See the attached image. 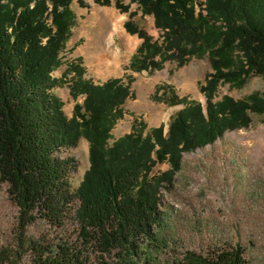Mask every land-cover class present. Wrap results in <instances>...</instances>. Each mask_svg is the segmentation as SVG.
Listing matches in <instances>:
<instances>
[{
  "label": "trees",
  "instance_id": "1",
  "mask_svg": "<svg viewBox=\"0 0 264 264\" xmlns=\"http://www.w3.org/2000/svg\"><path fill=\"white\" fill-rule=\"evenodd\" d=\"M73 1L0 0V184L9 186L18 207L15 237L0 245V264H23L26 256L29 264H249L242 247L230 245L209 256L188 251L183 260L164 261L161 190L174 184L184 153L249 128L250 113L264 114V92L215 101L220 85L240 88L252 75L264 76V0H131L162 32L161 42L153 40L130 13L125 29L142 40L133 71L208 57L213 73L201 88L205 105L183 102L168 132L164 125L147 135L133 131L113 145L111 131L133 97L131 76L127 83L116 78L96 85L79 69L75 99L85 100L71 119L53 93L59 84L53 72L76 21ZM117 8L130 9L120 2ZM82 138L90 142V168L73 192L75 162L58 153ZM166 162L170 169L155 174ZM39 219L63 234L31 236Z\"/></svg>",
  "mask_w": 264,
  "mask_h": 264
},
{
  "label": "rangeland",
  "instance_id": "2",
  "mask_svg": "<svg viewBox=\"0 0 264 264\" xmlns=\"http://www.w3.org/2000/svg\"><path fill=\"white\" fill-rule=\"evenodd\" d=\"M118 2L130 7L129 11L117 8ZM84 3L83 7L78 0L73 1L75 25L60 55L62 64L53 72L59 81L53 93L62 100L68 118L73 117L76 104L85 100L82 95L75 99L79 69L83 70V80L96 85L116 78L127 83L130 76L133 78V97L122 106L124 116L111 131L110 145L133 131L147 135L164 125L168 132L171 121L186 104L205 105L201 88L213 73L208 57L191 59L183 67L174 61L166 62L159 70L133 72L132 58L142 41L130 35L125 24L130 21V13L135 12L137 16L132 21L161 42L162 32L155 27L154 17L143 15L131 0H110L108 5H99L96 0ZM102 48L107 56L97 55ZM157 60L161 58L157 56ZM263 92L264 76L252 75L240 88L220 85L215 101L226 95L244 100ZM250 116L249 128L227 132L212 145L184 153L174 184L161 190L164 224L159 233L168 242L167 255L162 257L167 263L183 260L188 251L209 256L217 248L230 245L241 246L249 264H264V114ZM58 154L75 162L71 186L76 192L90 168V142L82 138L76 148ZM169 169L166 162L154 173L160 175ZM75 204L77 208L79 202ZM17 215L9 186L0 184V245H12ZM45 233L57 237L63 234L51 229L44 219L29 229L36 238ZM29 263L26 256L23 264Z\"/></svg>",
  "mask_w": 264,
  "mask_h": 264
},
{
  "label": "crops",
  "instance_id": "3",
  "mask_svg": "<svg viewBox=\"0 0 264 264\" xmlns=\"http://www.w3.org/2000/svg\"><path fill=\"white\" fill-rule=\"evenodd\" d=\"M142 41V40H141ZM142 43V42H141ZM137 52V51H136ZM82 54H85L84 52H82ZM104 54H106L105 56H107V51L105 50V49H101L99 52H98V54L97 55H99V56H103ZM130 70H132L131 68H130ZM133 71V70H132ZM134 72V71H133ZM117 79H121V78H117Z\"/></svg>",
  "mask_w": 264,
  "mask_h": 264
}]
</instances>
